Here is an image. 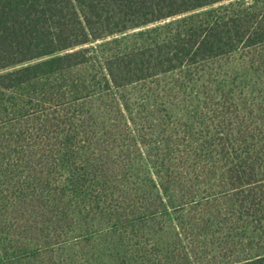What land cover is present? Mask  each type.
Segmentation results:
<instances>
[{
    "label": "trees",
    "instance_id": "1",
    "mask_svg": "<svg viewBox=\"0 0 264 264\" xmlns=\"http://www.w3.org/2000/svg\"><path fill=\"white\" fill-rule=\"evenodd\" d=\"M219 1L0 0V70L54 55L0 73L7 264H199L165 195L194 193L192 227L256 242L210 264H264V0L83 46ZM187 92L155 144L141 114Z\"/></svg>",
    "mask_w": 264,
    "mask_h": 264
},
{
    "label": "rangeland",
    "instance_id": "2",
    "mask_svg": "<svg viewBox=\"0 0 264 264\" xmlns=\"http://www.w3.org/2000/svg\"><path fill=\"white\" fill-rule=\"evenodd\" d=\"M235 1H238V0L219 1L214 4L199 8V9H194L192 11L174 15L166 19L155 21L150 24L132 28L124 32H119V33H115V34H112V35H109V36H106V37H103L97 40H92L91 42L83 46H90L98 53H101L100 47L109 41L121 38L129 34L136 33L138 31L151 28L156 25H161L166 22L174 21L176 19L188 16L190 14H193L199 11H204L207 9H211L213 7L226 5L228 3L235 2ZM244 1H247V0H244ZM83 46H80V47H83ZM80 47H77V48H80ZM67 51L69 50H66L64 52H67ZM61 53L63 52H59L57 54H61ZM52 56L54 55H49L43 58H37L35 60L29 61L26 63L14 65V66L0 70V73L6 72L8 70L16 69L23 65L31 64L33 62H37V61H40L42 59L49 58ZM261 63L264 64L262 62V59H261ZM92 68L93 66L90 69ZM97 69H98V72L100 73V69L98 67H96L95 70L93 69L92 70L93 72L96 71L97 73ZM160 79L162 80V82H166V80H168L167 77L165 76H161ZM259 80H260V77H259ZM138 88L139 87H137V89ZM131 91L136 92V89L131 88ZM262 95L264 96V93ZM177 96H180V97H177ZM177 96L173 99L171 104L167 103L166 106H163L161 108L165 110H161L158 106H150L148 113L144 112L141 114L144 117L143 118L144 122L147 125L146 130L148 132V137L149 139H152V141L155 144H158L160 140H162V142H167L161 130H159V132L157 133V134H160V136L154 137V135L156 134L155 132L156 129L160 128V126L164 125L165 123L167 124L168 120H175V118L179 119L180 117H182L183 113L189 114V112L192 110L193 103L191 102L193 100V97L190 96V92H187L186 95L177 94ZM136 102L139 103V100H137ZM150 108L153 110L150 111L151 110ZM168 108L171 110L174 109L176 111L173 117H172V113H168L167 111ZM136 109H139V108H136ZM186 118H188V115L183 116V122L186 120ZM222 193L218 195H221ZM165 195H166V199L168 200V209L173 212L178 210V212H180V214L183 216L182 221H187L186 226H191L190 231L196 233V235L191 234L186 240L187 244L189 245V249L191 250V253L195 259V262L197 261V263L199 264H210V263H214L215 261H222L223 259H225V257H229L230 255L238 256V255L247 253V251H250V246L254 247L256 245V242L253 243L250 240L245 239V236L243 234V229L241 228L238 229L236 225L229 223V220L226 221V218L224 219V222H222L221 224L214 225V227L212 228L213 230H211V232H208V233L204 231L199 232L201 228L192 227L191 223L193 219L188 218L187 212H189L188 210L193 204H198V202L201 200V197H202L201 195L194 193V194H189L187 196L179 195L177 196V198L171 197L168 194H165ZM180 199H183V200H180ZM9 262H10L9 260L5 259L0 254V264H7Z\"/></svg>",
    "mask_w": 264,
    "mask_h": 264
}]
</instances>
